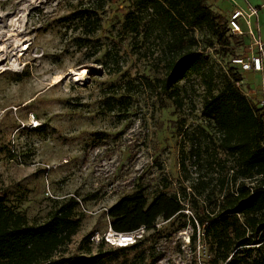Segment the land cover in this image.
Returning <instances> with one entry per match:
<instances>
[{
  "label": "rangeland",
  "instance_id": "rangeland-1",
  "mask_svg": "<svg viewBox=\"0 0 264 264\" xmlns=\"http://www.w3.org/2000/svg\"><path fill=\"white\" fill-rule=\"evenodd\" d=\"M209 4L219 12L221 2ZM95 6L0 0V196L30 225L76 199L81 227L55 257L74 259L87 235L107 234L108 212L124 197L141 189L150 202L177 195L183 214L158 220L138 249L110 264H212L203 233L234 188L235 163L219 148L206 105L227 83L230 55L209 27L186 32L204 61L179 83L181 103H174L160 86L178 46L160 16L134 0H110L100 31L82 47L85 36L66 19ZM124 9L135 12L141 35L124 28ZM241 52L248 56L249 46ZM240 88L258 105L264 99L244 82ZM93 242L96 253L101 242Z\"/></svg>",
  "mask_w": 264,
  "mask_h": 264
},
{
  "label": "trees",
  "instance_id": "trees-1",
  "mask_svg": "<svg viewBox=\"0 0 264 264\" xmlns=\"http://www.w3.org/2000/svg\"><path fill=\"white\" fill-rule=\"evenodd\" d=\"M109 1L96 0L95 9L77 10L66 19L77 24L85 36L79 38L84 41L80 46L84 47L85 41L100 31V14ZM134 1L160 16V28L171 31L178 46L177 56L167 65L160 86L161 97L181 103L179 83L204 61L203 54L194 51V38L186 32L209 27L216 43L230 55L227 83L209 100L206 110L218 133L219 148L234 160L231 169L234 188L223 198L220 213L205 228L203 240L210 242L214 251L212 264H264V108L238 87L237 83L244 80L243 73L232 65L233 58L243 57L239 50L247 38L232 35L229 18L215 12L209 0ZM121 13L124 28L135 36L141 35L142 23L135 18V12L124 9ZM78 206L79 202L71 199L53 211L45 223L30 225L27 216L11 208L6 195H1L0 264H110L142 245L141 240L130 247L105 251L106 243L102 241L93 253L94 234H89L83 239L85 252L80 256L56 259L81 227V220L75 215ZM184 210L185 205L177 195L162 192L150 202L141 189L124 197L109 210L108 216L111 228L125 234L141 228L153 230L158 220L171 221ZM200 222L204 225V220Z\"/></svg>",
  "mask_w": 264,
  "mask_h": 264
},
{
  "label": "built area",
  "instance_id": "built-area-1",
  "mask_svg": "<svg viewBox=\"0 0 264 264\" xmlns=\"http://www.w3.org/2000/svg\"><path fill=\"white\" fill-rule=\"evenodd\" d=\"M258 13L257 8H249L247 11L236 9L229 18L228 28L232 35L245 36L252 39L248 56L232 59V65L239 68L243 74L247 72L264 73V43L257 37L253 27V20L257 18ZM244 24L247 27V31L243 29ZM237 85L241 87L242 82L237 83ZM259 106L264 108V99L260 100ZM145 232L146 229L141 228L137 231L123 234L115 232L110 227L107 234L103 235L101 239L96 236L92 240L103 241L107 246L118 249L137 244L143 239Z\"/></svg>",
  "mask_w": 264,
  "mask_h": 264
},
{
  "label": "crops",
  "instance_id": "crops-1",
  "mask_svg": "<svg viewBox=\"0 0 264 264\" xmlns=\"http://www.w3.org/2000/svg\"><path fill=\"white\" fill-rule=\"evenodd\" d=\"M221 2V8L219 11L225 17L230 18L231 14L236 9L247 11L249 8H257L259 13L257 18L253 21L254 31L257 37L264 43V0H215ZM243 29L247 31V27L244 24ZM252 39L247 38L246 44L251 45ZM245 81H243L246 87L251 93L264 96V73L247 72L244 73Z\"/></svg>",
  "mask_w": 264,
  "mask_h": 264
}]
</instances>
